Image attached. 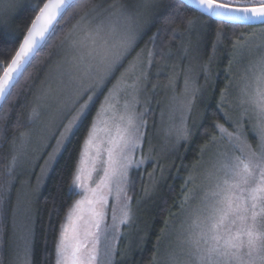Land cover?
I'll return each mask as SVG.
<instances>
[{"label": "rangeland", "instance_id": "rangeland-1", "mask_svg": "<svg viewBox=\"0 0 264 264\" xmlns=\"http://www.w3.org/2000/svg\"><path fill=\"white\" fill-rule=\"evenodd\" d=\"M40 0H7L14 4L6 15L0 14V26H5V20L12 19L16 12L24 5H38ZM241 2L253 0H240ZM156 6V0H127L126 2H113L106 6H97L82 16L71 28L62 41L61 47L47 69L43 83L38 89L33 101L31 112L28 116V127L23 131L15 146L12 148L15 159L14 174L20 177L19 190L15 195L12 207L11 244L10 256L12 264H29L30 248L33 237L35 203L37 196L42 190L45 180L63 152L70 137L82 121V118L73 129L68 139L61 145L57 141L61 138L64 125L68 123L78 104L72 102L76 99L78 89L92 85L94 94L88 110L99 99L93 122L82 145L76 175L80 176L78 183L81 188H73L79 194L77 200H83L72 221L68 220V213L63 225L67 226L69 241L73 235V228L79 230L81 238L85 232L97 233L90 221L98 217L94 212L103 211V219L100 221L98 231L99 241L95 245L99 249L101 264L105 260V251L114 249L115 255L112 264H126L132 257L134 250L138 249L145 236L143 229L146 204L155 195L159 183H161L165 170L171 159L178 154L181 145L188 143L194 134L202 117V106L207 100L208 91L213 84V70L218 60L214 53L209 63L202 59V50L206 31V22L201 17H196L189 24L185 32L179 34L176 48L169 50L165 56L155 63L154 57L156 41L153 34L141 42L151 26V19ZM131 18L129 21L128 18ZM103 22L104 32L102 35L120 30L129 22L138 31V40L135 52L122 62L119 70L108 78L99 88H96L97 78L86 77L81 81L77 78L76 67L84 68L81 63V55L86 54L88 44L86 34L96 25ZM144 50L143 59L147 61L148 51L153 52L152 64L145 66L144 76L141 78L139 103L133 99V95L123 91L110 95L109 89L113 88L117 77L128 67L137 52ZM264 55V25L246 27L242 30L239 39L235 40L230 53L229 67L227 69L228 80L225 84L227 97L221 108L225 121L223 125L229 132L234 131L232 120L240 118L242 109L239 107L240 89L245 82H252L254 77L261 71L260 58ZM95 68L93 72H95ZM139 75V72H137ZM164 78L166 81H164ZM188 81L187 89L185 81ZM131 84V80L128 81ZM124 87V85H121ZM198 88L191 111L185 112L183 105L191 97L193 88ZM223 90V91H224ZM131 90H129L130 92ZM110 96L106 102L105 97ZM221 96V95H220ZM86 99V97H84ZM135 106L136 112L142 113L144 121L140 131L142 133L139 147L131 154L133 161H139L144 157V163L137 166L135 163L129 169V184L126 187L127 195L130 196V182L133 170H139L151 165L150 172L146 175V187L141 197L133 201L131 197L125 201L123 194L118 192L116 179L112 176V167L107 163L108 149L112 147V140L116 138V126L112 117L114 110L110 105L115 104L116 109L123 110L125 102ZM221 101V97H220ZM219 101V102H220ZM82 102V101H81ZM102 104L104 107H102ZM248 107V105H245ZM88 112V111H87ZM225 113L231 117L226 121ZM99 114V115H98ZM251 116V109L249 110ZM184 118V125L189 129L186 139L179 138L178 133ZM244 134L258 143L257 130L254 121L247 117L244 120ZM218 130V129H217ZM218 130L216 140L213 139L203 147L199 162L193 166L191 180L185 193L191 198L185 203L181 211L172 216L162 234L159 247L152 264H187V245L185 232L182 230V221H191L196 218L198 212L204 210L203 194L211 186L209 173L213 172V160L218 151L228 146L227 137L220 140ZM55 158L49 161L50 154ZM46 162H48L46 164ZM105 170L108 176H105ZM151 174V175H150ZM74 176V177H75ZM106 185H110L109 187ZM104 197L103 205L94 201L100 195ZM76 200V201H77ZM75 203V202H74ZM127 203L130 212L128 223L121 224L120 218ZM74 205V204H73ZM113 214L116 216L113 221ZM83 217V220L77 217ZM116 229H113V224ZM64 231L61 228V232ZM61 235V233H60ZM94 235H89L85 243L91 245ZM60 239V237H59ZM91 247L89 251H91Z\"/></svg>", "mask_w": 264, "mask_h": 264}, {"label": "snow or ice", "instance_id": "snow-or-ice-1", "mask_svg": "<svg viewBox=\"0 0 264 264\" xmlns=\"http://www.w3.org/2000/svg\"><path fill=\"white\" fill-rule=\"evenodd\" d=\"M192 3L196 10L222 23L235 24L259 20L264 24V0H258V6L239 5L236 0H192ZM80 4L81 0H47L42 7L36 5L38 12L31 20L30 26H26L22 41H17L19 47L15 49L14 55H10V49L0 47V55L5 56V59L0 61V68L3 69V76H0V100L10 94L9 89L14 86L17 78L22 76L26 71V66L30 65L38 54L37 49L45 34L51 37L55 32L53 23H59L57 17L63 19ZM13 7L15 5L8 3L7 0H0V14L6 15ZM171 7L174 12L178 13L182 3ZM33 10L35 11V8ZM128 20L130 21L131 18L129 17ZM187 23L192 24L193 21L189 19ZM103 32V22H101L86 34L87 52L80 57L84 68L83 70L80 67L75 68L81 84L84 78L95 76L97 78L95 87L99 88L119 70L122 62L135 52L139 34L130 22L120 30H113L106 35H102ZM3 37L4 34L0 33V39ZM37 37L40 39L38 40ZM143 54L142 49L136 53L132 61H129L128 67L117 77L113 88L109 89L110 95L123 91L133 95V99L139 103L138 97L144 68L146 65L150 66L153 59L152 51H148L146 62ZM161 54L163 55L162 49ZM8 55H10V60ZM260 66V73L254 77L255 86L252 82L246 81L240 89L239 107L242 111L239 119L232 120L234 131L229 132L219 123L213 125L221 133L220 140L227 137L228 146L218 151L213 160L214 171L208 174L211 186L203 194L204 210L198 212L196 218L190 222L182 221L181 227L186 234L184 242L188 249L187 264H264V55L260 58ZM94 68L95 72H93ZM129 80L131 84L128 83ZM187 85L186 79V89ZM90 91L94 94L92 85L81 86L78 89L76 99L72 103L79 106L75 108V114L68 120V123L63 126L64 131L60 133L58 146L69 138L77 123L87 114L93 100V95L88 94ZM198 91V88L192 89L191 97L183 105L185 112L191 111ZM227 95V90L221 92L218 107H223ZM109 99L110 96L105 97L106 102ZM102 107H104L103 104ZM110 107L114 110L112 120L117 134L111 142L112 147L108 149L107 163L112 167V176L116 179L118 192H121L124 200L128 201L130 198L126 187L129 184V169L134 163L137 166L144 163V157H141L139 161H133L131 158V154L139 147L142 136L140 129L144 121L141 118L142 113L138 114L135 106L127 101L123 105V110L116 109L115 104ZM250 109L251 116H249ZM246 117L255 122L254 127L258 136V143L255 147L247 142L243 131V122ZM225 119L228 121L231 117L225 113ZM181 124L184 125L183 117ZM21 135L24 134L21 133ZM188 135L189 129L186 125L182 126L178 133L179 138L186 139ZM216 139L213 137V141ZM203 150L202 148L201 151ZM54 158L55 154H50L49 161ZM15 159L13 157L12 165L15 164ZM105 176H108L107 170H105ZM78 181H80V176L76 175L69 188H81ZM106 186L110 190V185ZM75 194V192L72 193V195ZM190 198L186 194L185 203ZM83 202V200H77L70 207L67 217L69 221H72L73 215ZM94 202L103 205V195L101 194ZM123 207L125 210L120 218L121 224L128 223L131 218V209L128 204L125 203ZM93 215L98 217L94 222L90 221L92 227L97 229V233L85 232L84 238H81L77 228H73V235L69 241L67 226L62 225L64 231L61 232L56 245L55 264H101L99 249L95 245L99 241L98 231L104 213L101 210L94 212ZM77 219L83 220V217H77ZM115 220L116 216L113 214V221ZM116 227L114 223L113 229L115 230ZM89 235L95 236L91 245L85 243ZM90 247L91 251H89ZM104 255L103 264H112L114 249L108 248Z\"/></svg>", "mask_w": 264, "mask_h": 264}, {"label": "trees", "instance_id": "trees-1", "mask_svg": "<svg viewBox=\"0 0 264 264\" xmlns=\"http://www.w3.org/2000/svg\"><path fill=\"white\" fill-rule=\"evenodd\" d=\"M45 0L38 2L39 7ZM127 0H81L80 6L74 9L54 27L55 32L48 37L38 54L26 67L10 94L0 108V264H12L10 256L12 207L17 190H19L20 177L13 175L14 165L12 148L28 127V116L31 112L33 101L51 62L54 60L62 41L73 25L93 8L106 6L113 2H126ZM237 4L258 5V0L252 2L236 0ZM178 0H156V6L151 19V26L141 39L153 34L156 41L155 63L171 50L173 51L179 41V34L185 32L189 19L201 17L206 22L205 38L202 50V59L209 63L214 53H217L213 70V84L211 85L207 100L202 106V117L194 134L188 143L180 146L178 154L172 159L165 170L163 179L159 183L155 195L146 204L143 229L145 236L138 249L134 250L132 257L126 264H152L155 259L162 234L172 216H176L183 207V199L187 190L188 180L193 166L199 162L201 149L217 136L218 130L213 126L216 123L225 124L221 107H218L221 92L225 89L228 80L230 53L235 40L243 29L237 25L218 23L205 18L191 8L182 4L179 12H174L172 5ZM35 8V11L33 10ZM38 8L32 5L22 6L12 19L5 20V26H0V47L10 49L14 55L18 42L21 41L31 20ZM175 17L174 19L172 17ZM219 33V35H218ZM163 50V55L161 54ZM7 55V54H6ZM10 55L8 59L10 60ZM5 56L0 55V61ZM0 68V75L2 72ZM164 81L165 78H164ZM99 99L93 104L84 116L63 152L51 168L42 190L35 203L33 237L30 248L29 264H55L56 245L59 241L61 228L70 207L79 197L74 189H70L77 165L79 162L82 145L87 137L93 122ZM254 146L255 141L249 138ZM11 166V170L10 169ZM151 170V165L143 169L133 170L130 182L129 197L133 201L141 197L146 187V175ZM75 192V195L72 193ZM167 221V224H166ZM162 229L164 230L162 232Z\"/></svg>", "mask_w": 264, "mask_h": 264}, {"label": "water", "instance_id": "water-1", "mask_svg": "<svg viewBox=\"0 0 264 264\" xmlns=\"http://www.w3.org/2000/svg\"><path fill=\"white\" fill-rule=\"evenodd\" d=\"M178 1L181 2L182 4H184L185 6L191 8V9H192L193 11H195L197 14H199V15L205 17V18H208V19H210V20H213V21H215V22L222 23V22L218 21L216 18H214V17H209V16H207L206 14H202L199 10H196V9H195V5L192 3V0H178ZM46 2H47V0H45L43 3H46ZM43 3H42V5H41V7L43 6ZM256 6H258V5H256ZM37 12H38V11H37ZM36 14H37V13H36ZM36 14H35V15H36ZM34 18H35V16H34ZM34 18H33V19H34ZM57 20L59 21V20H60V17H57ZM30 24H31V23H30ZM56 24H57V23L54 22V23H53V27H55ZM223 24L237 25V26H240V25L242 24L243 26H241V27H254V26L264 25V24H262L259 20H250V21H246V22H237V23H235V24H233V23H231V22H229V23H223ZM29 26H30V25H29ZM48 37H49V35H48V34H45L44 39L41 41V43H40V45H39V47H38V49H37V53H38L39 49L42 47V45L45 43V41L47 40ZM22 39H23V37H22ZM37 39L39 40L40 37H37ZM21 41H22V40H21ZM18 47H19V45H18ZM18 47H17V48H18ZM26 67H27V66H26ZM0 76H3V70H2ZM20 77H21V76H20ZM20 77L17 78V81L19 80ZM17 81L14 83V86H15V84L17 83ZM14 86H12V87L9 89V93H10V91L13 89ZM6 98H7V97H6ZM6 98H5V99H6ZM5 99L0 100V108H1V106L3 105Z\"/></svg>", "mask_w": 264, "mask_h": 264}]
</instances>
